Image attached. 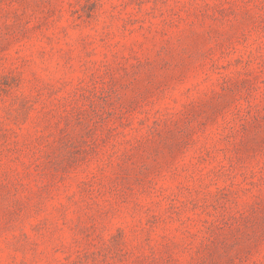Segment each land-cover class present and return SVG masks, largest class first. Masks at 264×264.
<instances>
[{
    "label": "rangeland",
    "instance_id": "374dc122",
    "mask_svg": "<svg viewBox=\"0 0 264 264\" xmlns=\"http://www.w3.org/2000/svg\"><path fill=\"white\" fill-rule=\"evenodd\" d=\"M0 264H264V0H0Z\"/></svg>",
    "mask_w": 264,
    "mask_h": 264
}]
</instances>
